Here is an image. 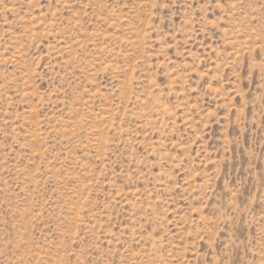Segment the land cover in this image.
Masks as SVG:
<instances>
[{
	"label": "rangeland",
	"instance_id": "374dc122",
	"mask_svg": "<svg viewBox=\"0 0 264 264\" xmlns=\"http://www.w3.org/2000/svg\"><path fill=\"white\" fill-rule=\"evenodd\" d=\"M0 264H264V0H0Z\"/></svg>",
	"mask_w": 264,
	"mask_h": 264
}]
</instances>
